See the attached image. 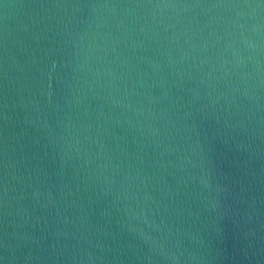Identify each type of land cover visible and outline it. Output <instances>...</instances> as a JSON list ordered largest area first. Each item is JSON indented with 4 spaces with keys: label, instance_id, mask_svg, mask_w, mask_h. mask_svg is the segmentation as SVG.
Instances as JSON below:
<instances>
[{
    "label": "water",
    "instance_id": "obj_1",
    "mask_svg": "<svg viewBox=\"0 0 264 264\" xmlns=\"http://www.w3.org/2000/svg\"><path fill=\"white\" fill-rule=\"evenodd\" d=\"M0 264H264V0H0Z\"/></svg>",
    "mask_w": 264,
    "mask_h": 264
}]
</instances>
